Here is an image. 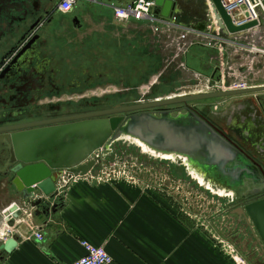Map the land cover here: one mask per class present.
Instances as JSON below:
<instances>
[{"label":"crops","instance_id":"crops-1","mask_svg":"<svg viewBox=\"0 0 264 264\" xmlns=\"http://www.w3.org/2000/svg\"><path fill=\"white\" fill-rule=\"evenodd\" d=\"M132 1L88 0L78 3L71 13L61 14L69 32L68 43L99 40L105 45L99 56L109 50L122 62V71L129 73L120 76L152 77L153 83L166 75L175 79L176 87H182L180 91L185 85H204L205 89L216 67L219 77L228 84L236 83V71L238 82L249 85L253 76L251 87L264 86V0L259 26L252 34L246 32L250 35L237 45L199 33L210 32L213 26L204 17L202 7L192 0H186L189 10L182 11L173 27L157 32L143 22H116L111 7ZM74 19L77 28L72 27ZM105 61L100 60L99 69L110 72ZM95 69L99 71L98 66ZM227 99L233 101L219 112L210 109V114L228 129L234 128L238 140L264 158V92ZM66 173L63 171L55 186L56 196L51 201L54 208L47 216L29 208L10 230L0 226L2 241L12 236L20 239L0 264H71L83 256L82 241L102 247L111 257V264H241L240 257L248 261L243 264H264V246H258L250 230L237 225L238 219H216L227 235L220 239L213 229L214 221L204 216L203 224L196 225V219L202 216L177 213L176 199L147 182L132 177H114L106 183L87 178L69 182ZM173 185L168 183L167 188L175 190ZM4 196L1 185L0 208L8 203ZM36 233L41 234L42 242L35 239Z\"/></svg>","mask_w":264,"mask_h":264},{"label":"water","instance_id":"water-1","mask_svg":"<svg viewBox=\"0 0 264 264\" xmlns=\"http://www.w3.org/2000/svg\"><path fill=\"white\" fill-rule=\"evenodd\" d=\"M153 1L154 14L173 23L183 10H189L185 6L186 0ZM19 2L24 5L28 0H19ZM192 2H197L198 8L202 7L204 17L210 19L213 26L210 32H198L214 38L213 40L237 45V41L250 35L246 32L252 34L259 26L258 20L235 26L232 18L224 10L221 0H192ZM53 5L54 3L51 6V14L56 12L55 9L53 10ZM190 5L194 6L191 3ZM199 16V14L195 15V17ZM74 21L76 22V19ZM213 85L214 82H211L209 88ZM262 92L264 86L204 92L145 106L133 105L63 119V122L76 121L65 126L44 127L6 135L3 139L9 146L12 191L5 192L4 198L6 197L8 203L0 208V226L10 230L23 216V211L26 212L29 208H35L37 215L47 216L54 208L51 207V201L56 196L55 186L62 171L79 176L91 173L96 177L100 171V161L90 160L85 164L83 162L96 150H102L103 155L107 156L111 146L115 142L123 141L122 138H126L124 141L133 145L134 142H138L149 152L145 153L141 147L135 146L153 158L163 155L170 157L167 159L169 161L184 162L191 176L200 179L203 185H216L222 189L218 192L226 193L225 190H229L234 196L238 192L245 196L260 194L264 189L262 177L236 148V143L221 130L212 128L194 112H178L172 115L171 112L166 111L156 115L147 113V110L173 104L186 105L256 95ZM123 115L129 116L123 120V117H119ZM53 123L55 122L47 124ZM47 124L25 125L18 129ZM232 214L241 217L248 224L250 221L256 231V235H253L255 240L264 246V201L247 205L244 210H237ZM19 242L17 236L4 241L0 239V262L5 255L14 251Z\"/></svg>","mask_w":264,"mask_h":264},{"label":"flooded vegetation","instance_id":"flooded-vegetation-1","mask_svg":"<svg viewBox=\"0 0 264 264\" xmlns=\"http://www.w3.org/2000/svg\"><path fill=\"white\" fill-rule=\"evenodd\" d=\"M53 3V10H56L58 0H28L24 5L19 0H0V186L3 185V192L12 191L9 146L3 139L6 135L69 125L76 121L62 120L95 112L191 96H180L181 88L176 87L174 78L166 75H160L152 83V77H127L120 76L121 73L112 75L111 72L101 71L100 60L107 59L104 55L99 56V51L105 45L68 43L65 19L57 10L53 14L50 12ZM78 26L72 21V27ZM96 66L99 71H96ZM218 70L219 67H216L210 80L214 82L211 88L222 80ZM166 111L172 115L194 112L212 128L221 130L236 143V148L264 181V158L257 157L246 148V144L238 140L240 137L234 128L230 130L217 121L210 114L209 105L202 108L196 103L173 104L148 109L147 113L159 115ZM128 116L119 117L125 120ZM52 122L55 123L47 124ZM44 123L47 125L18 129ZM68 174L64 176L68 177ZM262 190L253 196L236 193L221 215L238 219L237 225L241 229L247 228L254 235L256 231L251 222L248 224L232 212L264 201Z\"/></svg>","mask_w":264,"mask_h":264},{"label":"rangeland","instance_id":"rangeland-1","mask_svg":"<svg viewBox=\"0 0 264 264\" xmlns=\"http://www.w3.org/2000/svg\"><path fill=\"white\" fill-rule=\"evenodd\" d=\"M165 27V25H162L160 28ZM92 42H86L85 44ZM97 43H100L99 40H96L93 44ZM106 49H108V47H106ZM104 53V56L107 58V60L105 61L107 64L105 66L110 70L112 75L116 73L129 74L128 72L122 71V62L117 61L116 57L111 52H109V50ZM233 79H235L234 81H236V83H241L237 80L236 71ZM221 81H223V79ZM224 83L225 86L232 85V83L228 84L226 81H224ZM248 83L250 85H248V87H251L253 85V76L251 78V81H249ZM206 87L207 85H205V89ZM205 89L204 85L201 88H192L191 85H185L183 89L184 91H180L179 95L184 96L202 94L204 93ZM232 101V99H219L198 102L196 103V105L198 107L202 106V108L209 105L211 110L218 109L217 111L219 112L227 107ZM122 139L126 140L125 138ZM124 140L115 142L111 146L110 153L107 156H104L103 153L98 152V150L94 152L95 155L91 154L86 159V162L90 160L100 161V170H102L103 175L106 176L104 177V180L101 179L98 182L106 183L107 181L114 179V177H132L134 179L137 178L138 180L147 182L150 186L157 187L156 191H163V193L167 194L168 197L176 199L175 208L177 213L195 214L197 216H202L201 218L196 219V221L199 222H195L196 225L203 224L202 218L205 216V220H211L212 222L214 221L213 225H216V228L214 227L213 229L217 230L219 234L217 238L220 236L224 239L225 236H227L225 234V231L220 228L216 219L225 216L221 214H224V209L228 207L227 202L234 197V195H231L232 192H230L229 190H225L226 193H221L218 192V190L222 189L218 188L214 184H211L212 186L210 184L207 186L203 185L200 179L189 174L187 170L188 167L184 162L169 161L166 158H163V155L156 156L158 159L162 158L161 160L154 159L150 155L145 154L149 152L146 148L141 147L144 150V153L140 148H138L139 146L136 147L135 145L130 144V142L128 143ZM111 172H114V174ZM65 181L66 180L64 179V182ZM171 182L174 183L173 186L175 187V190H172V187L170 189L167 188L168 183ZM205 224L204 225L208 227L207 221ZM212 230L210 231L212 232ZM216 235L217 234H215V236ZM241 260L248 262L245 257H240V261ZM237 261L239 262V259Z\"/></svg>","mask_w":264,"mask_h":264},{"label":"built area","instance_id":"built-area-1","mask_svg":"<svg viewBox=\"0 0 264 264\" xmlns=\"http://www.w3.org/2000/svg\"><path fill=\"white\" fill-rule=\"evenodd\" d=\"M86 1L88 0H58L56 10L58 13L66 15L71 13L76 8L78 3ZM221 3L226 13L232 18L235 26H240L250 21L258 20L259 12L262 9L261 0H221ZM154 8L155 7L153 0H133L132 2L123 6H112L111 10L113 12L114 20L119 23H126L131 20L144 22L152 26L155 32H157L158 28H160L162 25H165L169 28L174 26L175 23H173L171 20L163 19L162 17L155 15ZM224 84V81L217 82L213 88L207 87L206 92L241 90L248 88V85L243 82L235 83L230 86H225ZM98 152L102 153V150H99ZM111 173L114 174V172ZM67 176L68 177H66L65 179H69V182L77 178H87L91 181L98 182L101 179L104 180V177L106 175H103L102 170H100L99 174L96 177L91 173H88L85 176L73 174H68ZM34 236L38 242L43 241V237L41 236V234L36 233ZM80 245L84 252L83 256L79 260L71 264L112 263L111 257L102 247L94 246L87 241L80 242ZM243 263L245 262L241 260V264Z\"/></svg>","mask_w":264,"mask_h":264},{"label":"bare ground","instance_id":"bare-ground-1","mask_svg":"<svg viewBox=\"0 0 264 264\" xmlns=\"http://www.w3.org/2000/svg\"><path fill=\"white\" fill-rule=\"evenodd\" d=\"M126 139V138H125ZM134 144L135 145H137V146H139V147H143V148H145L144 146H142L141 144H139L138 142H134ZM163 158H166V159H168L167 157H164V156H162ZM202 183V182H201ZM203 184V183H202Z\"/></svg>","mask_w":264,"mask_h":264}]
</instances>
